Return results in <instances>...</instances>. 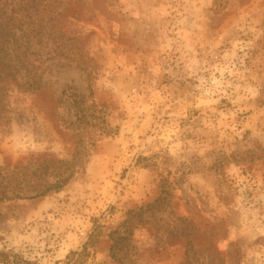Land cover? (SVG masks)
Listing matches in <instances>:
<instances>
[{
	"label": "rangeland",
	"instance_id": "1",
	"mask_svg": "<svg viewBox=\"0 0 264 264\" xmlns=\"http://www.w3.org/2000/svg\"><path fill=\"white\" fill-rule=\"evenodd\" d=\"M97 8L93 22L69 17L67 29L92 33L100 69L90 103L101 105L106 125L69 124L61 90L87 94L74 63H53L47 88L10 96L0 168L71 159L76 144L78 153L60 190L0 202V264H118L110 231L162 183L175 213L212 233L193 236L190 248L170 239L172 215L157 212L161 232L135 225L119 253L124 264H264V0Z\"/></svg>",
	"mask_w": 264,
	"mask_h": 264
},
{
	"label": "trees",
	"instance_id": "2",
	"mask_svg": "<svg viewBox=\"0 0 264 264\" xmlns=\"http://www.w3.org/2000/svg\"><path fill=\"white\" fill-rule=\"evenodd\" d=\"M106 2L0 0V126L8 110L10 96L13 93H36L47 88L49 83L44 73L50 70L53 63L62 61L74 63L84 74L87 89L86 95L77 93L71 86L61 90L58 101L73 116L69 124L75 130H95L98 126L106 125L101 105L98 107L90 103L94 96L93 83L100 69L96 56L90 53L88 46L92 33L79 37L70 34L67 29L72 20L93 22L97 7ZM88 139L89 144L94 145L95 138ZM76 145L71 159L43 156L29 159L19 167L0 168V202L13 198L42 197L60 190L75 172ZM170 197L169 190L162 183L158 195L152 201L124 213L123 220L109 233V253L114 261L124 264L119 253L131 246L135 225L149 224L156 234L161 232L163 225L157 224L153 218L157 212L168 211L172 215L175 232L170 239L186 242L190 248L191 238L199 232L211 235L209 227L202 229L191 219L175 213ZM187 261L185 259L184 264Z\"/></svg>",
	"mask_w": 264,
	"mask_h": 264
}]
</instances>
